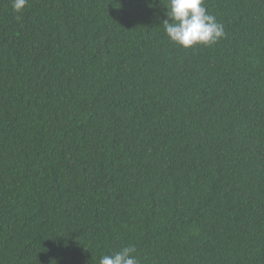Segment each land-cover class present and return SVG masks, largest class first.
Returning <instances> with one entry per match:
<instances>
[{
  "label": "trees",
  "instance_id": "16d2710c",
  "mask_svg": "<svg viewBox=\"0 0 264 264\" xmlns=\"http://www.w3.org/2000/svg\"><path fill=\"white\" fill-rule=\"evenodd\" d=\"M0 0V264H264V0Z\"/></svg>",
  "mask_w": 264,
  "mask_h": 264
},
{
  "label": "clouds",
  "instance_id": "9594fccd",
  "mask_svg": "<svg viewBox=\"0 0 264 264\" xmlns=\"http://www.w3.org/2000/svg\"><path fill=\"white\" fill-rule=\"evenodd\" d=\"M28 0H12V8L21 13ZM163 26L170 42L184 49L211 46L226 36L224 25L209 14L205 0H168ZM99 264H140L136 247L128 245L102 256Z\"/></svg>",
  "mask_w": 264,
  "mask_h": 264
}]
</instances>
